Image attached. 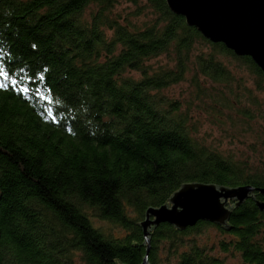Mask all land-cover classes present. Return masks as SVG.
Masks as SVG:
<instances>
[{
	"label": "trees",
	"instance_id": "1",
	"mask_svg": "<svg viewBox=\"0 0 264 264\" xmlns=\"http://www.w3.org/2000/svg\"><path fill=\"white\" fill-rule=\"evenodd\" d=\"M125 1L134 7L118 9ZM147 7L150 22L136 20ZM223 57L264 92L250 56L206 39L166 0H0V64L21 87L40 89L24 97L0 89V264H142L147 255L149 264H264V159L200 135L197 113L210 108L254 118L204 85L218 82L236 99L252 94L237 92L245 80ZM188 79L193 97L183 101L173 91ZM188 182L250 185L254 197L226 226L161 223L145 235L147 209Z\"/></svg>",
	"mask_w": 264,
	"mask_h": 264
},
{
	"label": "water",
	"instance_id": "2",
	"mask_svg": "<svg viewBox=\"0 0 264 264\" xmlns=\"http://www.w3.org/2000/svg\"><path fill=\"white\" fill-rule=\"evenodd\" d=\"M170 10L213 43H223L238 56H250L264 72V0H166ZM250 185L227 187L215 183L183 184L159 207H149L140 223L148 229L169 223L183 231L199 221L226 226L234 208L253 198ZM264 196V188L259 189ZM233 202V204H231ZM264 211V200L257 201ZM147 254L150 250L148 241ZM122 264V263H118ZM142 264H149L148 255Z\"/></svg>",
	"mask_w": 264,
	"mask_h": 264
},
{
	"label": "rangeland",
	"instance_id": "3",
	"mask_svg": "<svg viewBox=\"0 0 264 264\" xmlns=\"http://www.w3.org/2000/svg\"><path fill=\"white\" fill-rule=\"evenodd\" d=\"M133 7L134 5L132 3L125 1L122 3V6L118 7V9ZM152 16L153 11L149 7H147L144 9V12H142L140 15H136V17H138L136 20L150 22V20L148 19H152ZM163 62L164 61L161 59H153L150 63L154 67H159L162 66ZM223 62L228 64L229 69L234 73L237 79H239L240 81L245 80L243 84L240 83L238 85V88L236 85H234V89L237 88V92L240 95L242 93L244 95V92L246 90L251 91L252 94L248 97L244 96L242 98L241 96L240 99H236L233 93H229L228 91H226V87L222 84H219L218 82L215 83L210 80H207L206 82L208 84L204 83V85L210 86L212 89L218 91L222 90L224 94H229L227 97L235 107L244 106L250 108L254 113V118L246 121L243 120V118H240L241 115L237 113L236 110L224 109V112H219L215 111L214 108H210L205 113H203V117L201 114L197 113V115H199V117H201L204 121L200 132V135L203 139L202 143L208 146H221L225 151L228 152H233L236 151V149H239L244 153H249L247 151L248 149L250 151L249 155H251L250 157H252V160H254L255 163H260L261 159H264V92L261 93L256 89L255 76L250 73L249 70L245 71L243 69L244 66L238 63V61H236L235 63L233 62V59L229 57H223ZM147 64L149 65V62H147ZM238 66L242 67L241 70ZM133 75L138 76L137 73H133ZM190 75H192V73ZM190 75H187L189 79H191ZM189 79L183 82L182 84L177 85L173 91V93L175 94H179L181 92V99L183 101L190 100L193 97L192 92L189 91L193 90V86L191 85ZM239 86L243 87L241 91H239ZM252 96H255L260 101L259 106L249 102V99H251ZM205 102V104L209 103L207 101ZM198 105L202 106V103L199 102ZM209 106L211 107V105ZM94 221L97 224H103L105 227L111 229V226L107 223L100 222L95 218L93 219V222ZM111 230L113 231L115 229ZM115 231L116 233H118V231L120 230ZM236 262L237 258L228 257L227 264H236Z\"/></svg>",
	"mask_w": 264,
	"mask_h": 264
},
{
	"label": "snow or ice",
	"instance_id": "4",
	"mask_svg": "<svg viewBox=\"0 0 264 264\" xmlns=\"http://www.w3.org/2000/svg\"><path fill=\"white\" fill-rule=\"evenodd\" d=\"M41 79H43V77H41ZM21 81H18L16 79H14L11 76V69L10 68H6L3 64H0V89H5L7 88L9 85H11L13 88L19 90L21 93H29L31 91H35L37 93L40 92L39 88L36 89H32L31 87L28 86H23L21 87ZM41 99H47L46 97L41 96ZM51 102V100H49V103ZM53 119H55V117H53Z\"/></svg>",
	"mask_w": 264,
	"mask_h": 264
},
{
	"label": "bare ground",
	"instance_id": "5",
	"mask_svg": "<svg viewBox=\"0 0 264 264\" xmlns=\"http://www.w3.org/2000/svg\"><path fill=\"white\" fill-rule=\"evenodd\" d=\"M8 87H9L10 89H13L12 86H8ZM17 93H18V92H17ZM18 94H20V96L24 97V94H21L20 91H19ZM43 95H48V92H47V93H44ZM43 97H45V96H43ZM48 103H49V99L47 98V99H45V100L42 102L41 105H43V106H48ZM55 114H56V110L53 109V108H51L47 113L45 112V115H46L48 118H50L52 115H55ZM56 120H61V119H60L59 117H57Z\"/></svg>",
	"mask_w": 264,
	"mask_h": 264
}]
</instances>
